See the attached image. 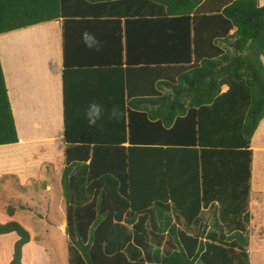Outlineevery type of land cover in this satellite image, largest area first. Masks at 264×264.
I'll return each instance as SVG.
<instances>
[{"label": "trees", "instance_id": "trees-1", "mask_svg": "<svg viewBox=\"0 0 264 264\" xmlns=\"http://www.w3.org/2000/svg\"><path fill=\"white\" fill-rule=\"evenodd\" d=\"M58 18L67 264H248L249 139L264 116V3L0 0V33ZM75 28H98L95 39L108 33L103 49L117 56L123 37L122 62L66 66L64 44ZM162 43L167 53H192L193 63L200 61L188 80L205 89L187 91V103L184 94L157 91L180 66L156 59L152 44ZM130 48H137L135 63ZM220 60L217 79L211 67ZM223 82L227 89L218 94ZM92 102L105 114L90 127L85 111ZM113 105L122 109L119 120L109 119ZM187 123L191 138L175 133ZM16 140L0 67V144ZM204 208L212 213L208 222H202ZM11 231L17 238L9 264H21L28 234L16 221L0 223V234Z\"/></svg>", "mask_w": 264, "mask_h": 264}, {"label": "crops", "instance_id": "crops-1", "mask_svg": "<svg viewBox=\"0 0 264 264\" xmlns=\"http://www.w3.org/2000/svg\"><path fill=\"white\" fill-rule=\"evenodd\" d=\"M256 3L262 5L264 0H256ZM61 23L62 19L58 18L0 33V67L17 138L14 143L0 144V181L4 178L0 188H2L1 186L4 189L11 188L14 183L18 188L17 193H19L14 195V192V196H12L17 200L14 202L15 208H0V223L16 221L26 230L28 240L20 248L21 264H52L48 249L41 239V232L47 225L48 214L56 213L59 210L58 228L62 233L65 228V219L61 214L64 200L62 194L59 196V192H61V187L59 188L60 172L63 166V148L65 146L62 126L63 40ZM94 25L92 24L93 27ZM97 29L92 28L90 31L88 28L85 30L79 28V30L76 29V35L74 31L70 32L71 35L67 36L64 44L66 66H105L107 64L105 62L109 61L122 62L121 59L125 57L123 37L120 38L122 51L118 56L109 48L103 49V47L109 46V41H106L107 38H105L108 33H101L103 35L97 37L99 50L96 47L89 48L87 46L92 39L91 36L94 35L91 33ZM234 29L235 27H232L229 33ZM103 30L107 32V26H104ZM153 36L155 35L153 34ZM154 39H157V36ZM152 45L156 46L154 50L160 52V54H156L157 60L166 59L169 65H180L178 68L170 70L174 74V79L161 81L157 87L160 94L178 92L184 94V102L187 103L188 98L185 95L187 91L197 92L205 89L202 86L196 89L195 85L189 83L188 73L192 66H200V61L193 63L194 55L192 53H167L170 49L165 47L168 44H165L166 46L163 43ZM159 45L160 48H158ZM135 49L137 48H130L127 53L128 59L132 63L139 59ZM102 50L104 52L101 54ZM222 55L219 53L212 59H220ZM224 55L229 58L235 56L234 53ZM150 57H152L151 54H149ZM145 58L148 56L142 54V59ZM262 64L264 67L263 59ZM224 65L225 61L220 60L211 67V72L217 74V79H220L219 72ZM208 71L209 68L204 71L206 76ZM226 89L227 84L221 83L218 94ZM168 104L170 102L167 103V106ZM186 112L187 108L184 113ZM192 130L191 123H187L181 128H176L175 133L185 132V136L191 138ZM249 148L251 154L246 204L248 222L245 230L248 232L251 227L256 228V230L254 229L256 233L259 229L264 228V214H261L258 209L259 205L264 204V116L258 121L249 139ZM44 193H48V196ZM55 194L56 201H54ZM52 201L54 202L52 203ZM259 213L262 216H257ZM211 214L208 212L204 214L203 218L201 216L202 222H208ZM29 218L34 221H29ZM197 230L198 228L190 229L189 233ZM16 238L17 235L14 231L0 234V256L2 255L0 261L2 264H9L12 244ZM258 246V248L248 246L247 240L248 264L249 253L263 251L264 245L258 244Z\"/></svg>", "mask_w": 264, "mask_h": 264}, {"label": "rangeland", "instance_id": "rangeland-1", "mask_svg": "<svg viewBox=\"0 0 264 264\" xmlns=\"http://www.w3.org/2000/svg\"><path fill=\"white\" fill-rule=\"evenodd\" d=\"M4 178H2L1 181H3ZM0 181V185H1ZM9 181V179H8ZM0 188V208L5 209L6 207L10 208H15V200L13 199L12 196L18 195V188L15 186L13 183V187L4 189L3 186ZM60 188V186H59ZM15 194L13 195V193ZM46 196H48V193H44ZM23 195V194H22ZM61 195V192H59V196ZM56 194L54 197V201H56ZM17 201V200H16ZM52 201V203L54 202ZM259 211L261 214H264V204L259 205ZM59 210H57L56 213H50L47 215L46 219V227L45 230L41 232L42 238L47 249L48 253L50 255V259L52 261V264H67V256H66V236L64 233L60 231L58 228V223H59ZM208 210H203L202 211V218L204 214L208 213ZM258 214L257 216H262L261 214ZM61 214L64 217V208H63V202H62V209H61ZM29 221H34L33 219L29 218ZM34 223V222H33ZM36 224V223H34ZM247 224V223H246ZM246 228V225H245ZM254 229L256 228H250V231L246 232V237L248 240V246H252L253 248H258L259 245H264V228L259 229L258 232L255 233ZM244 232V233H245ZM2 257V255L0 256ZM0 264L2 262L0 261ZM249 264H264V249L263 251H257V252H251L249 253Z\"/></svg>", "mask_w": 264, "mask_h": 264}, {"label": "clouds", "instance_id": "clouds-1", "mask_svg": "<svg viewBox=\"0 0 264 264\" xmlns=\"http://www.w3.org/2000/svg\"><path fill=\"white\" fill-rule=\"evenodd\" d=\"M87 35V33H86ZM89 48L96 47L99 50V42L93 36L91 41L87 44ZM105 114V109L101 104L92 102L85 111V118L87 119L88 125L90 127L96 126L97 122L100 121ZM123 115L122 109L119 105H113L110 113L109 119L119 120Z\"/></svg>", "mask_w": 264, "mask_h": 264}]
</instances>
